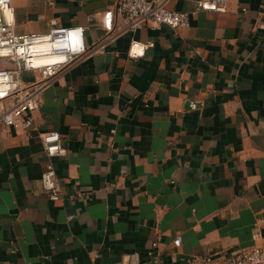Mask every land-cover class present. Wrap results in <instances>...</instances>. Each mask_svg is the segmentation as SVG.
I'll use <instances>...</instances> for the list:
<instances>
[{"label": "crops", "instance_id": "obj_1", "mask_svg": "<svg viewBox=\"0 0 264 264\" xmlns=\"http://www.w3.org/2000/svg\"><path fill=\"white\" fill-rule=\"evenodd\" d=\"M197 2L168 3L188 26L149 21L61 71L30 128L0 124V264H222L254 226L264 235V0ZM12 5L18 32L81 25L89 47L121 24L118 0ZM49 131L65 148L57 202L42 182Z\"/></svg>", "mask_w": 264, "mask_h": 264}, {"label": "built area", "instance_id": "obj_2", "mask_svg": "<svg viewBox=\"0 0 264 264\" xmlns=\"http://www.w3.org/2000/svg\"><path fill=\"white\" fill-rule=\"evenodd\" d=\"M169 1L118 0L117 12L121 24L115 31H112L111 12L105 13V26L112 33L109 38L98 45L89 47L84 39L85 28L81 25H52L46 32H18L12 0H0V57L10 58L15 63L13 68L0 69V124L14 128H30L34 119L33 112L39 107L45 88L56 80L61 71L78 64L90 54L103 50L104 44L118 35L129 33L134 36V33L149 21L172 28L188 26L190 24L189 12L170 9ZM227 8V0H198L195 12L198 10L225 12ZM133 42L144 46V54L147 45L132 37L128 55L131 56L130 50ZM45 56H56L57 58L47 65H40L35 60ZM24 71L33 72L36 75L35 79L24 81L21 78ZM191 106L197 108L198 101H193ZM53 134H58V139L51 140L50 137ZM41 138L49 157L42 173V182L48 197L57 202L63 199V194L53 160L63 155L65 148L61 133L58 131L45 132ZM53 147L57 149L55 154L49 151ZM73 216L72 214L70 217ZM251 234L255 241L254 244L228 254L223 258L222 264H264V235L259 226H254ZM181 242L180 236L174 239V245L177 247L181 245ZM212 260L211 256L205 258L208 264ZM187 264H193V261L190 259Z\"/></svg>", "mask_w": 264, "mask_h": 264}, {"label": "clouds", "instance_id": "obj_3", "mask_svg": "<svg viewBox=\"0 0 264 264\" xmlns=\"http://www.w3.org/2000/svg\"><path fill=\"white\" fill-rule=\"evenodd\" d=\"M205 7H208V5H205ZM143 48H144V46L138 45L135 42H133L132 47H131V50H130V55L133 56V57L142 56L143 55ZM50 139L51 140L58 139V134H53L50 137ZM56 150L57 149L55 147L49 149L50 153H52V154H55Z\"/></svg>", "mask_w": 264, "mask_h": 264}, {"label": "bare ground", "instance_id": "obj_4", "mask_svg": "<svg viewBox=\"0 0 264 264\" xmlns=\"http://www.w3.org/2000/svg\"><path fill=\"white\" fill-rule=\"evenodd\" d=\"M56 58H57L56 56H45V57H38L35 60L40 65H47L53 62Z\"/></svg>", "mask_w": 264, "mask_h": 264}]
</instances>
